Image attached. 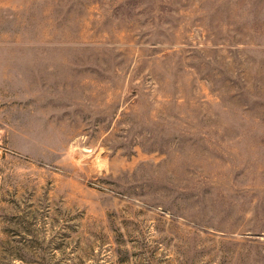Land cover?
Instances as JSON below:
<instances>
[{"label": "rangeland", "instance_id": "rangeland-1", "mask_svg": "<svg viewBox=\"0 0 264 264\" xmlns=\"http://www.w3.org/2000/svg\"><path fill=\"white\" fill-rule=\"evenodd\" d=\"M0 264H264V0H0Z\"/></svg>", "mask_w": 264, "mask_h": 264}]
</instances>
